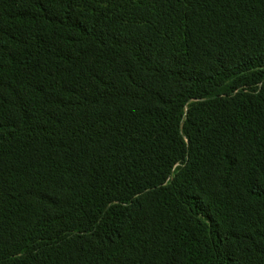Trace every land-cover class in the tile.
Returning a JSON list of instances; mask_svg holds the SVG:
<instances>
[{"label":"trees","instance_id":"trees-1","mask_svg":"<svg viewBox=\"0 0 264 264\" xmlns=\"http://www.w3.org/2000/svg\"><path fill=\"white\" fill-rule=\"evenodd\" d=\"M0 264H264V0H0Z\"/></svg>","mask_w":264,"mask_h":264}]
</instances>
